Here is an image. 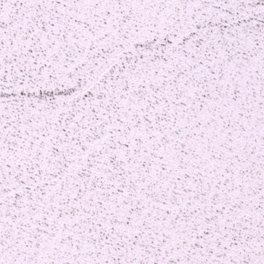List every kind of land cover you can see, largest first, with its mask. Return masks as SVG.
Listing matches in <instances>:
<instances>
[{
  "label": "snow or ice",
  "instance_id": "obj_1",
  "mask_svg": "<svg viewBox=\"0 0 264 264\" xmlns=\"http://www.w3.org/2000/svg\"><path fill=\"white\" fill-rule=\"evenodd\" d=\"M0 264H264V0H0Z\"/></svg>",
  "mask_w": 264,
  "mask_h": 264
}]
</instances>
